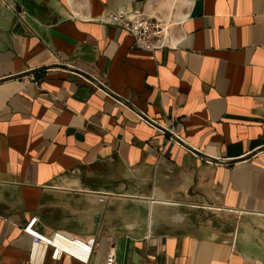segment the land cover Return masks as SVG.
Returning <instances> with one entry per match:
<instances>
[{
  "label": "crops",
  "instance_id": "1",
  "mask_svg": "<svg viewBox=\"0 0 264 264\" xmlns=\"http://www.w3.org/2000/svg\"><path fill=\"white\" fill-rule=\"evenodd\" d=\"M34 216L94 236L90 264H264V0H0V264Z\"/></svg>",
  "mask_w": 264,
  "mask_h": 264
},
{
  "label": "built area",
  "instance_id": "2",
  "mask_svg": "<svg viewBox=\"0 0 264 264\" xmlns=\"http://www.w3.org/2000/svg\"><path fill=\"white\" fill-rule=\"evenodd\" d=\"M104 19L106 24L124 29L133 38L137 49L155 51L168 46L164 39L165 27L158 20L145 16L139 9H108ZM102 200L103 197H99V201ZM36 220L35 216L28 219L24 228L32 237L27 264H42L48 249H51L53 258L65 254L82 264H90L96 246L94 236L79 237L62 230L42 234L34 226ZM105 264H118L113 250L107 253Z\"/></svg>",
  "mask_w": 264,
  "mask_h": 264
},
{
  "label": "rangeland",
  "instance_id": "3",
  "mask_svg": "<svg viewBox=\"0 0 264 264\" xmlns=\"http://www.w3.org/2000/svg\"><path fill=\"white\" fill-rule=\"evenodd\" d=\"M214 219H218L216 225H219L221 223L222 226H225V225L230 226L233 223L232 220L230 221V217L226 218V217L222 216L220 218V216H219V217H213L212 218V220H214Z\"/></svg>",
  "mask_w": 264,
  "mask_h": 264
}]
</instances>
